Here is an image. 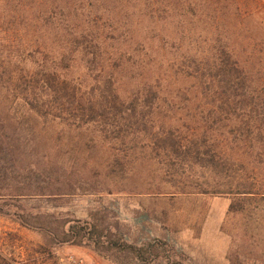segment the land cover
I'll use <instances>...</instances> for the list:
<instances>
[{"label":"rangeland","instance_id":"374dc122","mask_svg":"<svg viewBox=\"0 0 264 264\" xmlns=\"http://www.w3.org/2000/svg\"><path fill=\"white\" fill-rule=\"evenodd\" d=\"M135 4L136 14L98 30L110 61L78 56L63 65L54 62L63 47L44 37L40 20L0 8V123L20 139L2 147L0 168L15 163L23 176L36 168L37 205L110 242L102 255L64 245L58 264L70 255L118 264L129 245L145 259L124 264H264V166L245 173L217 155L224 129L209 106L220 101L163 78L165 62L206 48L202 25L196 35L176 23L155 28ZM41 242L0 217V254L14 264L45 261L34 251Z\"/></svg>","mask_w":264,"mask_h":264},{"label":"trees","instance_id":"16d2710c","mask_svg":"<svg viewBox=\"0 0 264 264\" xmlns=\"http://www.w3.org/2000/svg\"><path fill=\"white\" fill-rule=\"evenodd\" d=\"M137 2L141 22L146 18L155 28L176 23L186 34L196 35L194 25L201 23L202 44L206 48L196 51L197 56H190L186 48L173 64L165 62L163 78L174 84L180 79L187 81V91H198L208 99L220 101L218 106H209L211 111H217L218 122L223 123L224 129L222 139L214 140L221 144L217 155L231 156L233 160H229L243 172L260 175L259 167L264 166V12L259 0H197L193 6V0H0V8L13 17L31 14L34 22L40 20L44 37L63 47L58 48L61 55L55 63L63 65L82 56L93 64L96 59L100 63L110 61L108 48H101L104 39L98 31L100 27L111 25L116 17L136 14ZM43 59L47 61L46 57ZM150 63H142L141 68H151ZM30 117L32 121L37 118L35 114ZM0 126L2 153L3 146L13 148L20 139L16 130L9 134L4 123ZM13 164L14 167H5L3 163L0 168V217L41 237L42 242L36 244L34 251L45 256L46 264H58L55 251L64 245L92 247L98 255L111 249L102 232H86V227L61 221L54 206L53 212L39 207L37 200L44 195L36 194L39 186L30 178L39 171L30 167V175L23 176ZM56 195L51 194L50 198L57 199ZM145 251L129 245L125 255L116 254L114 261H143ZM37 261L38 258L30 257L28 263ZM0 264H14V260L0 254Z\"/></svg>","mask_w":264,"mask_h":264},{"label":"built area","instance_id":"2783aa9c","mask_svg":"<svg viewBox=\"0 0 264 264\" xmlns=\"http://www.w3.org/2000/svg\"><path fill=\"white\" fill-rule=\"evenodd\" d=\"M66 264H88L84 259L70 255L67 257Z\"/></svg>","mask_w":264,"mask_h":264}]
</instances>
